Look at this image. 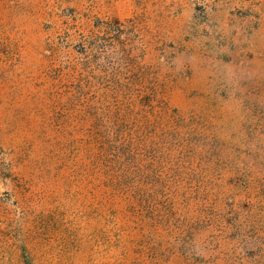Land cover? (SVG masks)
<instances>
[{"label":"rangeland","instance_id":"374dc122","mask_svg":"<svg viewBox=\"0 0 264 264\" xmlns=\"http://www.w3.org/2000/svg\"><path fill=\"white\" fill-rule=\"evenodd\" d=\"M0 264H264V0H0Z\"/></svg>","mask_w":264,"mask_h":264}]
</instances>
